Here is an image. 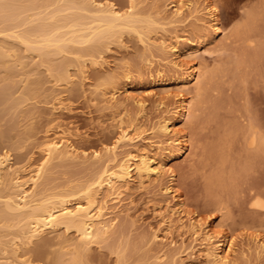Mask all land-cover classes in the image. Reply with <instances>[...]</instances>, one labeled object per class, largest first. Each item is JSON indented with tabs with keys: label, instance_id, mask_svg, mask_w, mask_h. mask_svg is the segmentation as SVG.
Segmentation results:
<instances>
[{
	"label": "bare ground",
	"instance_id": "bare-ground-1",
	"mask_svg": "<svg viewBox=\"0 0 264 264\" xmlns=\"http://www.w3.org/2000/svg\"><path fill=\"white\" fill-rule=\"evenodd\" d=\"M253 1L242 4L240 21L227 32L221 24L220 0H0V264H94L97 247L116 253L117 264H126L136 249H143L145 264H185V253L192 254L196 246L211 264L264 262V218L256 215L257 208L264 209V194L260 190L253 194L252 205L258 213L243 241L236 236L239 231L234 235L226 227L231 219L227 220L224 200L214 197L232 185L229 179L237 171L226 170L224 164L235 143L239 146L238 172L263 162L264 123L255 119L221 122L219 108L226 101L211 95V89H222V74H248L253 65L261 72L264 44L255 50L244 47L236 58L230 62L226 58L228 63L214 67L203 60L204 52L222 53L234 36L255 27L264 0ZM193 30L200 34L194 36ZM126 35L141 44L138 62L147 68L157 65L156 71L153 69L156 74L151 69L149 81L156 88L161 86L157 89L162 94L160 103L165 106L170 96L175 98L172 107L162 105L166 112L149 127L142 118L149 114V98L143 91L151 87L135 84L133 63L131 66L126 59L119 68L101 70L109 62L106 53L113 45L129 46ZM250 42L255 43L253 39ZM90 67L97 69L95 81L86 84ZM167 70L173 74L168 75ZM49 80L66 90L90 91L91 100L112 113L115 136L89 150L79 143L80 131L52 123L54 126L38 139V117H34L42 108L39 93ZM88 84L90 90L84 87ZM57 89L52 87L53 93ZM54 98L60 99L61 108L68 106L64 98ZM201 119L225 125V131L221 129L223 133L206 147L207 156L218 160L206 174L211 202L221 211L215 218L203 217L189 207L172 164L196 147L191 128ZM28 142L41 155L35 158L32 154L25 163L18 164L13 153L4 150L7 145L18 151ZM154 146L160 155L152 152ZM75 167L83 174L57 180L55 173ZM164 176V194L172 196L169 202L175 200L168 216L162 213L166 229L172 232L176 228L184 239L190 234L192 244L178 245L172 238L169 244L155 245L159 239L162 242L157 231L161 228L144 230L137 240L128 236L138 222L130 218L131 202L128 207L126 202L132 198L128 197L132 192L134 196L136 185L145 189L148 181Z\"/></svg>",
	"mask_w": 264,
	"mask_h": 264
},
{
	"label": "rangeland",
	"instance_id": "rangeland-1",
	"mask_svg": "<svg viewBox=\"0 0 264 264\" xmlns=\"http://www.w3.org/2000/svg\"><path fill=\"white\" fill-rule=\"evenodd\" d=\"M247 1L252 2L253 0L252 1L250 0H220L221 24L227 30V32H231L234 28V25L240 21V16H241V13L243 12V7L241 6ZM193 33H194V36H196L197 34H200V31L193 30ZM193 33L192 34L190 33V34L193 35ZM250 39H253L255 43L250 42ZM125 41H126L125 42L126 44L129 43L128 44L129 46H125L126 49L122 45H113L114 47V48L112 47L113 50H110L106 53V57L110 63L109 62L106 63L105 67L102 68L101 70L119 68V63L122 60L124 61L126 59L131 61V66L133 63L132 68H134L135 70L134 75L136 76L135 84L138 83L137 84L138 87L142 86L145 89L150 88V87L153 88L151 91V94L148 93V90L150 92L151 88L147 89V91L145 90V92L143 91V94L148 96L149 98V99L147 98L148 108L146 109V114L147 113L149 114H147L148 117L144 116L145 118L144 117L142 118L144 119L145 125H148L149 127L152 125L153 121L156 118L158 119L159 114L162 115L163 113L166 112L163 110V109L166 110L167 108L166 105L168 107L169 106L172 107L171 105H174L172 101L173 100L175 101V98L171 99V96L170 98H168L169 97L168 96L167 97L168 99L164 98L165 100L166 99L168 100L165 106L160 103L159 96L161 99L162 94L160 93L161 90L158 91L157 89H162V88L161 86H158L159 88L158 87L156 88V86L151 85L152 83L151 81H149V79L151 80L152 78L151 71L154 68H155L154 70L156 71L157 65H155L156 67H153V68H149V67L147 68V66L143 65L142 62L141 63L138 62L139 56L137 52L139 51V48H141V44H139L140 42H137L138 40L135 37L126 35ZM260 43L264 44V2H263L262 15L259 17V19H257L256 25L252 30H248L242 35L234 36L231 44L222 53H219V51L213 52V53L204 52L203 55L205 56H203V60H205L206 63L210 64L211 67L219 65V62L228 63L227 62L228 60H224V59L229 58V62H230V58L231 59L232 58L234 59V57L236 58L237 55L242 51L244 47L255 50L260 46L259 45ZM136 48H138V50ZM137 58L138 60H136ZM140 64L142 66H140ZM213 64H216V65H213ZM262 65H263V70L261 72L260 70L256 69L255 65H253L254 67L250 66L251 68L250 67L248 68V70L250 69L247 72L248 74H246L245 71L239 74V76H237L238 78L240 77L239 79H237V77H235V74H233L232 72L230 73L228 72V73H225V75L224 74L221 75L220 83H221L222 89H220V91H217L219 90V88H217L216 90L215 88L214 90L211 89V95H213V97L221 96L220 98H224L226 101L223 104L224 106H221L219 108V112L221 115L219 119H221V122L226 124V123H230L231 122L230 120H232L233 122V119L234 120L237 119L241 123L243 122L246 123V122H249L248 120L255 119L256 122L261 121L264 123V52H263ZM252 68L256 70H253ZM143 69H144V72H143ZM96 70L97 69H95L94 67H90L89 76L91 75L90 78L93 80L89 78V80L86 81V84L88 81H91V82H88L89 84L95 81ZM154 70L152 72H155ZM167 73H168V70H167ZM169 73H172V71L171 72L169 71ZM169 73L168 75H170ZM140 74H142L143 77ZM147 74L149 75V78L147 77ZM153 74H156V72ZM145 78L146 80H144ZM89 84L84 85V87L85 86L88 87ZM51 86L53 87V89L54 87H57L58 88L57 90L59 91H55L53 93L54 90L52 91ZM90 86L87 88V90L90 88ZM61 89H63L62 93H61ZM156 91L158 92L156 93ZM48 92L50 93V95L47 94ZM57 93L59 94L61 93V95H58ZM55 94L61 98H64L63 103L66 106L68 105L67 107L71 109L65 106L61 108L63 104L60 103L59 101L60 99H56L58 101L56 102L54 97H57V96H54ZM39 95H41L40 96L41 98L39 99L40 100L42 99L41 100L42 103L38 102V105L39 107L40 105H42L43 110H41L42 109L41 107L39 109L43 113L39 112L40 113L39 115L38 111L40 110H38L37 113H35L36 116L34 117V118L38 117L36 118V121H35L36 130L38 132L37 133L38 139L45 135V132H47L46 130L48 128H50L51 126L53 127L54 125L57 126L58 124H62V125L67 124L69 125V127H71V129L73 127L77 129L76 131L73 128L74 131L76 132L80 131L79 133H82V134H80L79 136V140L81 139V142L79 141V143H81L87 149L89 148V150H92L95 147L96 148L100 147L102 144L105 143V141L107 142L110 137L113 138L115 136L117 132L116 131L117 128L116 127L114 128L113 126H111L113 125L111 124L113 122L111 121V118H110V116L112 117V113L109 111V109L101 107L100 105L101 103L95 104V102L91 100L90 91L88 92L85 91V93H83V90H66L63 88V86H55L53 84V81L49 80L48 82H46V84L43 87V90H41ZM45 100H48V101H45ZM65 102H68V103H65ZM168 102L169 103L171 102V103L168 105ZM55 104L57 106L54 107ZM60 104L61 106H59ZM158 104H160L161 106H159ZM162 105L166 108H163ZM247 106L249 109L247 108ZM64 107L67 109H65ZM102 112L104 114H102ZM99 116L100 117L103 116L104 118L103 117H102L103 119L99 118ZM149 116L151 117V120H149L150 119ZM146 118L148 121H151V123H149L146 120ZM100 119L103 120V122L100 121ZM52 123H54V125H52ZM221 129L222 131L223 130L225 131V125L224 126L223 124L220 125L219 121L201 119V121H198V123H195V125L191 128V136L194 142L193 144L196 147L192 146L191 149L192 148L193 149L189 150L190 153L188 152L172 160L173 166L178 171L180 189L183 192L184 196L186 197L189 203V207L191 208L193 207V209L196 208L199 214L202 213V215L201 214L200 215L203 217H206V216L212 217L213 215V218H215L214 215L218 216L221 213V211L214 208L215 204L211 202L209 191L206 188V174L212 169V167L216 163H218L217 159L209 158L207 156L206 147H207V144H209L212 140L218 137L217 135H219L220 132L221 133L224 132V131L222 132ZM237 143L239 144V142ZM32 145L33 144L31 142H28L22 147V149L18 151L15 149L12 150L10 149V147L6 145L4 150H7V149L10 150L13 153L14 158H16L14 159V161L18 159V162L17 161L16 162L18 164L19 163L21 164V163H25L29 158L28 156H31L32 154L35 158H38L39 155H41L39 154V150H37L38 148ZM155 148H156L155 146L151 147L152 152L160 155V152L158 151V149L157 148L155 149ZM193 150H195L194 151L195 153L193 152ZM191 152H193V154ZM231 153L230 155L232 157L230 155L228 156L227 161H226L227 163L225 162L224 166L225 168L227 166L226 170H228L229 168V171L230 170L237 171L236 173H234L233 178L229 179L232 185L227 187L226 189H223V190L220 189L219 192L214 194V197L221 201L224 200L223 202H225L224 203L225 206L228 207L226 209L227 211L229 210V217L227 220L229 221V218L231 219L229 222V225L231 226L227 225L226 227L231 228L232 230H236L234 232L231 229H229L231 230L232 233H235L234 235H236V233L239 231V235H236V236L239 239V241H243L242 238H244L246 233L250 231V229L252 228V227L248 228V225H252L253 221L251 220H253L254 214L258 213L255 211L256 207L252 205V201L254 198L253 194L256 195L258 190L261 191V192L259 191L260 193L264 194V159H263V162L256 163L252 167H249L247 171L240 173L238 172V170L240 169L239 161H238L239 160L238 159L239 146L236 143ZM35 158L33 159L35 160ZM204 171H205V174H204ZM83 172H84L83 170L75 167L72 170H69L66 172L64 171L57 172L55 173V176L58 181H64L71 176H77L79 174H83ZM165 181H167V178H165L164 176L163 178H160L159 180L156 179L155 181L154 180L148 181L149 184H147V186L144 187L145 189H143L142 187H138L137 185L135 186V189H133V191L135 190L134 196L132 195L133 194L132 192L130 194L131 196L128 197V199L129 198H132V199L128 201L126 200L127 201L126 206L129 204V207L128 206L127 207L130 208L128 209L130 212V216H132L130 218L132 219L135 218L136 221L138 219V222L136 223L134 227L132 226V230L128 231V234H129L128 236L133 240H137L136 237L139 235L140 232L142 234L145 231L156 230V229L161 228V230L159 229L157 231L158 232L160 231L159 234L162 235L161 236L162 242L164 241L165 242L162 243L161 240L159 239V241L155 242V245L165 244L166 242L167 244H169V241H171L172 238L174 239L176 238L177 242L179 241L177 243L178 245L185 243V242L188 243V244L186 243V245H189V243L192 244L193 239L191 243V238H193V236L191 237L190 234L189 236L188 234H186L185 239H184V237L181 236V233L179 232V230L177 231L176 228H174L175 231L173 229L172 232H169L168 229H166L167 224L163 220H165V216H168L167 213L171 212V209L173 208L172 206L175 205L174 204L175 200H173L174 203L170 201L173 204L172 203L171 205L169 204L170 202L168 200L169 198L172 199V196H170L169 194H164L165 191L163 190L162 187H164L166 183ZM152 182H155V183H152ZM128 202H131V203H128ZM167 205L169 206V208L167 207ZM165 207L167 208L165 209ZM257 209H259V214H256L257 217L259 219L264 218V212H262L264 211V209H261V208H257ZM162 213H164L165 216L162 215ZM231 213L234 218L231 216ZM176 219L178 218H176L175 216V220ZM244 221L245 223H243ZM249 221H251V224H248ZM259 222L257 221L256 223H259ZM245 224L247 226H245ZM246 229L248 231H246ZM240 230H243V231L241 232ZM169 233H172V234H169ZM181 240H183V242ZM197 249H199V246H196L194 248L193 250L194 252L192 254L189 252L192 256L189 253H185L186 254V256L184 257L185 264H211L208 261L207 257H205V255L203 256V254L199 252L200 249L199 251ZM142 252H143V249H136L133 252V255H131L127 259L126 264H145L144 261L141 260ZM93 255H94L93 257L94 264H117L118 263L117 254L110 252L106 247L101 248V249L97 247V249L93 250ZM261 262L262 264L264 263L263 260L253 259L252 261L243 262L240 264H261Z\"/></svg>",
	"mask_w": 264,
	"mask_h": 264
}]
</instances>
